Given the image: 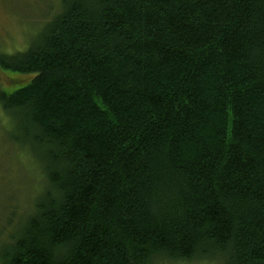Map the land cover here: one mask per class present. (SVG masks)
Here are the masks:
<instances>
[{
    "label": "trees",
    "instance_id": "16d2710c",
    "mask_svg": "<svg viewBox=\"0 0 264 264\" xmlns=\"http://www.w3.org/2000/svg\"><path fill=\"white\" fill-rule=\"evenodd\" d=\"M58 8L0 56L32 76L0 91L28 191L0 264H264V0Z\"/></svg>",
    "mask_w": 264,
    "mask_h": 264
},
{
    "label": "rangeland",
    "instance_id": "374dc122",
    "mask_svg": "<svg viewBox=\"0 0 264 264\" xmlns=\"http://www.w3.org/2000/svg\"><path fill=\"white\" fill-rule=\"evenodd\" d=\"M61 0H0V56L11 55L18 51H24L34 39L44 24L58 10ZM20 73L11 72L0 68V91L8 84L10 77H15ZM23 81L31 79V75H19ZM11 119L3 112L0 106V252L5 248L8 242V236L16 232L17 223L20 220L18 209L25 210L28 201V191L25 188H18L14 194V180L24 184L25 176L20 178L19 171L26 169L22 155L21 165L18 160L12 161L11 142L12 133ZM13 166V167H12ZM20 179V181H19ZM26 179L29 185L32 181L31 175L27 174ZM36 184L34 181L33 185ZM34 193V192H33ZM15 195L13 198L12 196ZM17 198L20 202L16 210L14 209V200ZM19 216V218L17 217ZM5 245L3 246V244ZM218 263V262H217ZM212 261L199 262L193 261L183 264H217ZM158 264H164L158 263ZM168 264V263H165ZM173 264V263H172Z\"/></svg>",
    "mask_w": 264,
    "mask_h": 264
},
{
    "label": "flooded vegetation",
    "instance_id": "af4514ba",
    "mask_svg": "<svg viewBox=\"0 0 264 264\" xmlns=\"http://www.w3.org/2000/svg\"><path fill=\"white\" fill-rule=\"evenodd\" d=\"M5 88H7V86H5Z\"/></svg>",
    "mask_w": 264,
    "mask_h": 264
}]
</instances>
